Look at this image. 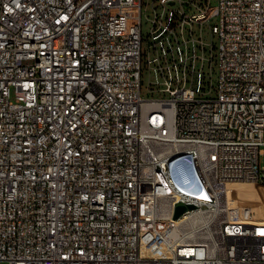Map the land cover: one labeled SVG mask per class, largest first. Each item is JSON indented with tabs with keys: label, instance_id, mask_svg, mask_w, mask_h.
<instances>
[{
	"label": "built area",
	"instance_id": "1",
	"mask_svg": "<svg viewBox=\"0 0 264 264\" xmlns=\"http://www.w3.org/2000/svg\"><path fill=\"white\" fill-rule=\"evenodd\" d=\"M144 1L0 0V263L264 264V0Z\"/></svg>",
	"mask_w": 264,
	"mask_h": 264
},
{
	"label": "rangeland",
	"instance_id": "2",
	"mask_svg": "<svg viewBox=\"0 0 264 264\" xmlns=\"http://www.w3.org/2000/svg\"><path fill=\"white\" fill-rule=\"evenodd\" d=\"M147 0L144 1L146 3ZM217 5V0H212V6ZM152 15V10L146 9L144 7V11L142 14V35H143V43H142V49L145 51L148 47V34L150 31V25L148 21V17ZM217 23V18H213L211 21V24H205L204 28L202 29V35L205 40L210 46L211 43H214V45L217 46L218 39L215 35L211 33V26ZM197 33H200L199 29L197 28ZM209 51L207 53V57L210 58V47H208ZM217 52H214V55H216ZM209 64L207 62V71H209ZM211 75H212V83L214 85V88L216 89L217 83H218V75H219V65L217 62V58L214 56V60L212 61L211 65ZM149 75L144 70L142 73V89H141V95L144 99H157V98H168V93H163L158 90V86L154 87V91L149 90ZM215 89L211 91L210 95L211 97L216 96ZM262 151L264 152V147H262ZM260 163L261 166L264 167V154L260 155ZM246 184H256L258 186H262L257 183H239V184H233L228 185L226 192L223 196V201L229 203L232 206V209H237L236 211L244 213L245 209H248L250 212L253 213V217L255 218H264V215L262 217L261 212L264 213V195L261 197H252L249 196L248 193H245L243 190L244 186ZM262 188V187H261ZM264 188V186H263ZM242 192V193H241ZM241 193V194H239ZM242 196V197H241ZM228 199V200H227ZM260 215H257V214ZM255 214V215H254ZM259 216V217H258ZM150 239L153 240L152 244L159 245L161 242V238H157L155 234L150 236ZM167 239L170 240L171 237L167 235ZM156 240H159V242H155ZM164 241V240H163ZM153 250V249H151ZM157 253V252H156ZM158 255V253L156 254ZM0 264H8L5 262H1Z\"/></svg>",
	"mask_w": 264,
	"mask_h": 264
},
{
	"label": "bare ground",
	"instance_id": "3",
	"mask_svg": "<svg viewBox=\"0 0 264 264\" xmlns=\"http://www.w3.org/2000/svg\"><path fill=\"white\" fill-rule=\"evenodd\" d=\"M262 187V188H261ZM244 190V192L245 193H248V195L249 196H252V197H261L262 195H264V188H263V186H258V185H256V184H246L245 186H244V188H243ZM242 193V192H241ZM241 193H239V194H241ZM242 197V196H241ZM228 200V199H227ZM245 209V211H244V214H249L250 215V213H248L247 212V209L246 208H244ZM252 213V212H251ZM251 215H253V213L251 214ZM255 215V214H254ZM257 215H260L259 213L257 214ZM261 215H262V217H263V215H264V213H262L261 212ZM259 217V216H258ZM261 219H264V218H261ZM153 235V233H151V232H148L147 234H146V236H145V238H144V242H143V246H144V248H145V250L146 249H148L149 247H151V246H156V247H159L158 249H159V251L157 252L158 253V255H162V254H164L165 253V251H166V242H165V240L163 241V240H161V242L159 243V245H154V244H152V242H154L153 240H151L150 239V236H152ZM155 242H159V240H156ZM152 248V247H151ZM155 249V248H154ZM157 249V250H158ZM150 252H151V250H149ZM155 251H153L152 250V254H157Z\"/></svg>",
	"mask_w": 264,
	"mask_h": 264
},
{
	"label": "water",
	"instance_id": "4",
	"mask_svg": "<svg viewBox=\"0 0 264 264\" xmlns=\"http://www.w3.org/2000/svg\"><path fill=\"white\" fill-rule=\"evenodd\" d=\"M193 205H183V204H178L176 207V213H175V219L178 218L183 212L186 210L193 209Z\"/></svg>",
	"mask_w": 264,
	"mask_h": 264
}]
</instances>
